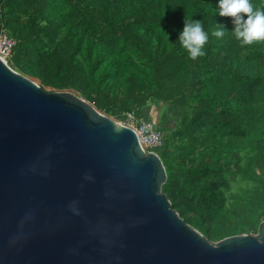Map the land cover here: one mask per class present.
<instances>
[{"label": "trees", "instance_id": "trees-1", "mask_svg": "<svg viewBox=\"0 0 264 264\" xmlns=\"http://www.w3.org/2000/svg\"><path fill=\"white\" fill-rule=\"evenodd\" d=\"M218 3L0 0V31L15 40L8 63L41 88L76 91L117 120L132 112L153 122L144 107L166 105L161 192L211 241L255 234L264 220V43L241 46ZM184 17L209 32L197 60L177 41Z\"/></svg>", "mask_w": 264, "mask_h": 264}, {"label": "water", "instance_id": "water-1", "mask_svg": "<svg viewBox=\"0 0 264 264\" xmlns=\"http://www.w3.org/2000/svg\"><path fill=\"white\" fill-rule=\"evenodd\" d=\"M165 180L133 128L0 58V264H264V220L211 241Z\"/></svg>", "mask_w": 264, "mask_h": 264}, {"label": "clouds", "instance_id": "clouds-1", "mask_svg": "<svg viewBox=\"0 0 264 264\" xmlns=\"http://www.w3.org/2000/svg\"><path fill=\"white\" fill-rule=\"evenodd\" d=\"M217 12L220 17L231 19L234 25L231 34L241 46L264 43V6L254 0H219ZM225 34L224 25L215 24L211 36L222 39ZM177 41L191 60H197L206 55L209 32L205 31L201 20L184 17Z\"/></svg>", "mask_w": 264, "mask_h": 264}, {"label": "built area", "instance_id": "built-area-1", "mask_svg": "<svg viewBox=\"0 0 264 264\" xmlns=\"http://www.w3.org/2000/svg\"><path fill=\"white\" fill-rule=\"evenodd\" d=\"M15 40L11 38L5 29L0 31V58L8 65V59L11 56L12 47ZM124 125L130 126L134 129L141 147L145 153L159 148L164 143L163 131L155 126V123L142 118H137L132 112H126L125 118L120 120Z\"/></svg>", "mask_w": 264, "mask_h": 264}, {"label": "rangeland", "instance_id": "rangeland-1", "mask_svg": "<svg viewBox=\"0 0 264 264\" xmlns=\"http://www.w3.org/2000/svg\"><path fill=\"white\" fill-rule=\"evenodd\" d=\"M46 90H50V88H45ZM150 108H151V110H153V112H152V116L154 117H156L155 119H154V123H155V126L157 127V126H159V124H160V121L159 120H157L159 117H160V115H161V113L163 112V110L166 108V105L164 104V103H161V102H158V103H155V104H153V105H151L150 103L149 104H147L146 105V107H144V109H143V114H144V117L147 115V113L149 112V110H150ZM168 117L170 118V120H174L175 119V116L172 114V113H169V115H168ZM112 118H114V117H112ZM146 118V117H145ZM115 119V118H114ZM157 120V121H156ZM118 121V120H117ZM164 133V135H165V132H163ZM242 183H240V182H237V183H235V184H233L232 185V188H233V190H237L238 189V187L241 185Z\"/></svg>", "mask_w": 264, "mask_h": 264}, {"label": "crops", "instance_id": "crops-1", "mask_svg": "<svg viewBox=\"0 0 264 264\" xmlns=\"http://www.w3.org/2000/svg\"><path fill=\"white\" fill-rule=\"evenodd\" d=\"M152 112H153V110H151V108H150V110L148 112L149 113L148 117L151 116V115H153Z\"/></svg>", "mask_w": 264, "mask_h": 264}]
</instances>
